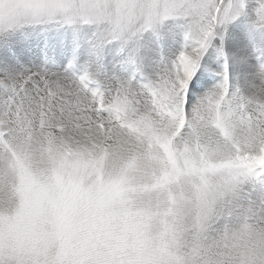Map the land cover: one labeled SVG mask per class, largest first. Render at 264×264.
<instances>
[{"label":"clouds","instance_id":"obj_1","mask_svg":"<svg viewBox=\"0 0 264 264\" xmlns=\"http://www.w3.org/2000/svg\"><path fill=\"white\" fill-rule=\"evenodd\" d=\"M84 2L44 0L48 11L34 16L0 0V23L90 28L100 45L167 21L192 24L164 7L169 0H98L87 19ZM221 95L138 131L114 120L61 135L53 121L13 135L0 150V264H264V179L251 178L245 160L264 161V129L253 136L236 115L222 119L239 101L221 105Z\"/></svg>","mask_w":264,"mask_h":264},{"label":"snow or ice","instance_id":"obj_2","mask_svg":"<svg viewBox=\"0 0 264 264\" xmlns=\"http://www.w3.org/2000/svg\"><path fill=\"white\" fill-rule=\"evenodd\" d=\"M73 7L70 4L68 11ZM93 7L99 9L98 0H85L79 7L82 18L87 19L83 13ZM164 7L176 12L177 18L192 22L185 36L189 47L179 54L173 72L167 78L135 87L129 82L121 88L117 83L114 88L100 91L90 87L96 82L87 72L79 77L56 80L38 73L26 75L19 79V84H0V126L12 123L30 126L38 118L41 130L50 128L55 121V131L63 135L106 131L114 120H119L121 126L131 131H138L149 126L154 119L183 117L197 60L217 27L231 19L242 5L234 0H169ZM21 9L34 16L48 11L43 6H22ZM258 15L264 22V3ZM68 22L74 21L69 18ZM153 22L154 17L149 11L143 28L149 29ZM4 27L0 23V30ZM98 41L97 34L93 33L90 43L99 47ZM260 71L264 73V64ZM227 99V94L222 92L218 103L222 105ZM233 115L255 136L264 129V99L239 100L237 108L222 119H230ZM106 116L110 119H105ZM66 118L68 127L64 126ZM182 129L183 123H180L178 130ZM261 141L264 143V138ZM245 160L250 169L249 176L257 181L264 179V171H251L258 165L264 168V161L255 156H247Z\"/></svg>","mask_w":264,"mask_h":264},{"label":"rangeland","instance_id":"obj_3","mask_svg":"<svg viewBox=\"0 0 264 264\" xmlns=\"http://www.w3.org/2000/svg\"><path fill=\"white\" fill-rule=\"evenodd\" d=\"M243 3L241 5H243L241 7V9H243V13L246 12V7L248 4V0H242ZM252 3H249V6H253L255 9L253 11L254 16H256L255 20L256 22L262 24L264 26V22H261L260 17L258 15V11L259 8L261 6L262 3H264V0H251ZM247 2V3H246ZM44 3V0H19V4L20 6H42ZM249 8V7H248ZM249 10V9H248ZM244 20V19H243ZM243 20H241L240 15L238 18V22H242ZM174 23V24H172ZM179 25H178V24ZM226 23V22H225ZM225 23L219 25L217 27V29L215 30V32L213 33L212 37L210 38L207 47L205 48V50L201 53L198 61H197V65L195 68V74L194 76L196 77V79L198 80L199 83H202L203 87L197 94V96H195L196 98H204L205 96H207L208 91L210 89L215 90L216 92H223L226 91L227 96L229 95V98H233L234 97V92H236L237 90H235V87L233 89V77L237 79V75H233V73L231 72L234 68V72H240L241 67H234V66H228L227 62H229V59L231 57V55H229V51L227 49L228 52H226L225 48L223 49V43L225 41V43H227L226 39L230 38L229 40H233V41H229L228 40V46L226 44V47L229 48V44L234 42V38L232 36L235 35H230V37H227L226 34H228L227 30L225 28H222L223 26H225ZM172 24V25H171ZM182 22H178V21H167L165 23H163L162 25H160L159 27L149 30V31H145L144 33H142L141 35H139L138 37H135L131 40L125 41V42H121V43H112L111 44H104L101 45L99 47H93L92 43H90V41H92L93 39V33L94 30L90 29V28H86V29H81V30H72V29H68L67 28V32L64 31L65 33H62L60 35H57L55 37L50 36L48 39L41 36V34H39L38 32V28L40 27V25L37 26H25V27H12V28H8V29H3L0 31H3L2 34H0L1 38H0V79L2 81H0V84H3L5 86H10L11 84L17 82V84H19V79L21 77H24L26 75H30L33 73H38L37 69L39 68L44 75L47 72H50L51 69H55L57 70V66L53 63L54 62V56L56 54H59V50L65 47V42L70 41L71 38H76V42L78 46V48L80 50L85 49V50H91L93 51V54H96L95 57H93L94 59H98V61L102 60L104 58V52L108 51L109 55H115L118 54L121 57L126 58V63H120L118 65V68L116 69V77L114 76L112 79L116 82L122 85V82H124V80L126 78H130L131 80V84L133 85H146V84H150L152 83L151 81L153 80L152 77V73H150L148 70H150L151 68L148 67V69L144 72H142L140 70V68L137 65V62L128 58L124 55L125 52H121V49H130V55L132 58L135 57V54L138 50L139 47L141 46H149L150 47V53L151 56L157 57L159 59L160 55H166L168 57V60L170 62L169 67L174 66L177 57L179 56V54L183 51H186V49L189 47L188 42L185 40V34L187 32L186 27L184 24H182ZM165 25V27H164ZM169 25V26H167ZM167 26V27H166ZM178 26V27H177ZM185 28H184V27ZM173 27V28H172ZM22 28V29H21ZM26 31H24L23 30ZM36 28V29H33ZM178 28V29H177ZM47 29V28H46ZM45 29V30H46ZM182 29V30H181ZM183 29H185L183 31ZM220 31H219V30ZM8 30V31H7ZM32 30V31H31ZM71 30V31H70ZM162 30V31H160ZM224 30V31H223ZM15 31H18V33L21 35L19 37L16 36L15 38ZM24 31V32H23ZM175 34H174V32ZM181 31L183 33H181ZM232 31H234L232 29ZM263 31L262 33L258 34V38H256L257 40H260L259 43H256L254 41L249 42L246 39L240 40L237 44L238 48L241 49L242 53H247L249 52V55L251 54L252 58L256 59L257 62V69L259 71V74H262L263 80L259 83H264V73H262L260 71V67L262 64H264V30H260ZM13 34H11V33ZM37 32V33H36ZM76 32V33H75ZM227 32V33H226ZM6 33V34H5ZM24 33V34H23ZM26 33V34H25ZM28 33V34H27ZM35 33V34H34ZM74 33V34H72ZM181 33V34H180ZM178 34V35H177ZM183 34V35H182ZM234 34V33H231ZM12 35V36H11ZM24 35V36H23ZM174 35V36H173ZM4 36V37H3ZM26 36V37H25ZM78 36V37H77ZM217 36V37H216ZM260 36V37H259ZM14 37V38H13ZM34 38V39H33ZM44 38L45 40L40 42L39 44L36 45V42L40 39ZM224 38V39H221ZM261 38V39H260ZM13 39H17L14 40ZM32 39V40H31ZM217 39V40H216ZM11 40V41H10ZM47 40V41H46ZM182 40V41H181ZM184 40V41H183ZM214 40V41H213ZM6 41V42H5ZM28 41V42H27ZM9 42V45H8ZM13 42V44H12ZM16 42V43H14ZM217 42V44L215 43ZM22 43V44H21ZM43 43V44H42ZM44 43L47 45H44ZM58 43V44H57ZM177 43V45H176ZM20 44V45H19ZM79 44V45H78ZM175 46H174V45ZM186 44V45H185ZM222 44V46H220ZM6 45V46H5ZM25 45V46H24ZM43 45L45 48H43ZM114 45V46H113ZM174 47H173V46ZM215 45V46H214ZM12 46V47H10ZM15 46V47H14ZM38 46V47H37ZM80 46V47H79ZM110 46V47H109ZM212 46V47H211ZM222 48H220V47ZM26 49L24 50L23 49ZM40 47V48H39ZM9 48V49H8ZM11 48V50H10ZM37 50H36V49ZM47 48V49H46ZM77 48V50H78ZM34 49V50H33ZM42 49H46L43 50L45 52H40L39 51ZM114 49V50H113ZM116 49V50H115ZM231 49V48H229ZM19 50V51H18ZM97 50V51H96ZM114 52H113V51ZM132 50V52H131ZM221 50V51H220ZM244 50V51H243ZM10 51V52H9ZM30 51V52H29ZM33 51V52H32ZM83 51V50H82ZM111 51V52H110ZM216 51V52H215ZM224 51V52H223ZM5 54H4V53ZM9 52V53H8ZM37 52V53H36ZM40 52V53H39ZM116 52V53H115ZM118 52V53H117ZM134 52V53H133ZM255 52V53H254ZM263 52V53H262ZM20 53V54H19ZM27 53V54H26ZM32 53V55L30 56L29 54ZM43 53V54H42ZM70 53V51H69ZM133 53V54H132ZM208 53H213V57H214V62L212 64H208L206 61V58L208 57ZM222 53V54H221ZM227 53V55H226ZM261 53V54H260ZM18 56H17V55ZM103 54V55H102ZM259 54V55H258ZM42 55V56H40ZM43 55H45L46 58L43 57ZM22 56V57H21ZM31 58H30V57ZM101 56V58H100ZM4 57V58H3ZM20 57V58H19ZM37 57V58H36ZM41 57V58H40ZM78 57V54H77ZM19 58V59H18ZM138 58H140L139 54L138 56L136 55V60H139ZM4 61H3V60ZM18 59V60H17ZM129 59V60H128ZM5 60H7L6 63ZM9 60V61H8ZM14 60V61H13ZM23 60V61H22ZM29 60V61H28ZM33 60V61H31ZM48 60L50 62H48ZM34 61H38V63H35ZM46 61V62H45ZM35 63V65L33 63ZM136 63V65H135ZM1 64L3 66H1ZM5 64V65H4ZM132 64V65H131ZM207 64V65H206ZM38 65V66H37ZM51 65V66H50ZM70 65V64H69ZM122 65V66H121ZM124 65V66H123ZM157 66H159V63L157 62L156 64ZM172 65V66H171ZM219 65V66H218ZM34 66V67H32ZM203 66V68H202ZM3 67V68H2ZM38 67V68H37ZM76 67V66H75ZM126 67V68H125ZM202 69H201V68ZM221 67V68H220ZM22 68V69H21ZM36 68V69H35ZM70 68V66H69ZM135 68V69H134ZM139 68V69H138ZM205 68V69H204ZM18 69V70H17ZM21 69V70H20ZM34 69V70H33ZM47 69V70H46ZM71 69V68H70ZM77 69V68H76ZM222 69V70H221ZM239 69V70H238ZM243 69V68H242ZM11 70V71H10ZM28 70V71H27ZM118 70V71H117ZM120 70V71H119ZM121 70L123 72H121ZM127 70V72L125 71ZM140 70V71H139ZM244 70V69H243ZM4 71V72H3ZM6 71V72H5ZM47 71V72H46ZM71 71V70H70ZM76 71V70H75ZM126 73H125V72ZM203 73H202V72ZM208 71V72H207ZM12 72V74H11ZM45 72V73H44ZM72 72V71H71ZM78 72V71H76ZM132 72V73H131ZM197 72V73H196ZM3 73V74H2ZM29 73V74H28ZM73 73V72H72ZM80 73V72H79ZM124 73V75H123ZM143 73V74H141ZM211 73V74H210ZM159 73H156V78L159 79L160 76L158 75ZM204 74V75H203ZM250 74H253V70L250 72ZM224 75V76H223ZM122 76V77H121ZM133 76H136L140 79L143 80V84H139L135 78ZM199 76V77H198ZM217 76V77H216ZM233 76V77H232ZM8 77V79H7ZM19 77V79H18ZM204 77V78H203ZM3 78V79H2ZM123 78V79H122ZM220 78V79H219ZM5 79V80H4ZM116 79V80H115ZM126 79V80H128ZM210 79L212 80H216L217 82H220L222 84L221 90L219 86H215L210 82ZM223 81H222V80ZM8 80V81H7ZM120 80V81H119ZM125 80V81H126ZM103 81V80H102ZM119 81V82H118ZM250 78L248 79L247 84L251 85H255L254 81ZM205 83H209V84H205ZM232 83V84H231ZM253 83V84H252ZM98 85L101 84L103 86L104 91L106 90L105 88H113V85H108V83H106V81H99V83H97ZM107 84V85H106ZM117 85V84H116ZM226 85V86H225ZM112 86V87H111ZM225 87V88H224ZM209 88V89H208ZM233 89V90H232ZM190 91V89L188 90V92ZM234 91V92H233ZM202 94H201V93ZM230 92V93H228ZM239 92V91H238ZM225 93V92H224ZM231 94V96H230ZM205 95V96H204ZM201 96V97H199ZM221 98V97H220ZM187 106V105H186ZM194 108L191 107L190 111L193 110ZM189 112V110L187 111ZM9 127V128H8ZM14 123H12L11 125L8 124L5 127L0 126V150H4L3 147H5V145L7 144L6 140H8L9 137V133L12 131H18V129H14ZM13 128V129H11ZM12 130L9 132V130ZM6 130V131H5ZM20 130V129H19ZM21 131V130H20ZM7 132V133H6ZM19 132V131H18ZM7 137V138H6ZM2 139V140H1ZM5 141V143H4ZM5 144V145H4ZM3 146V147H2Z\"/></svg>","mask_w":264,"mask_h":264},{"label":"bare ground","instance_id":"obj_4","mask_svg":"<svg viewBox=\"0 0 264 264\" xmlns=\"http://www.w3.org/2000/svg\"><path fill=\"white\" fill-rule=\"evenodd\" d=\"M234 2H238L240 4L243 3L242 0H234ZM247 3V2H246ZM249 3H252L251 0H248V4L247 6H244L246 7V12L243 13V9H239V11L231 18L229 19L226 23H225V26L221 27L222 28H225L228 32L227 37H230V35H235V36H232V37H235L234 38V42L230 43L229 44V48L226 47V44L228 43V39H226L227 43H223V49L225 48L226 52L229 51V55H231L230 59H229V62H227L228 66H234V67H241L239 68L240 69V72H234V69L231 71L233 73V75H237V79L234 78L233 76V85H230V86H233V89L235 87V90H237L236 92H234V99L236 100H249V99H253V98H256V99H264V83H261L259 84L262 80H263V77H262V74H259V71L257 69V62H256V59L255 58H252L251 54L249 55V52L247 53H242L241 52V49L238 48L237 44L240 43L239 41L240 40H243V39H246L248 40L249 42H256V43H259L260 40H257L256 38H258V34L262 33L263 31H260V30H264V26L258 22H256L255 18L256 16H254L253 14V11H254V7L253 6H249L250 4ZM243 6V5H242ZM249 7V8H248ZM249 9V10H248ZM239 15H240V18L241 20H243L242 22H238V18H239ZM174 24V23H172ZM171 24V25H172ZM178 24V23H177ZM183 24V23H182ZM182 24H181V27H182ZM175 25V24H174ZM179 25V24H178ZM169 26V25H167ZM166 26V27H167ZM165 27V25H164ZM178 27V26H177ZM184 27V26H183ZM47 28V29H46ZM173 28V27H172ZM185 28V27H184ZM22 29V28H21ZM33 29H36V28H33ZM46 29V30H45ZM178 29V28H177ZM232 29L234 31H232ZM24 30V28H23ZM67 32V28H63V27H55V26H40L38 28V32L39 34H41V36L45 37V38H49L50 36H57V35H60L62 33H65L64 31ZM182 30V29H181ZM185 29H183L184 31ZM219 30V29H218ZM8 31V30H7ZM25 31V30H24ZM23 31V32H24ZM32 31V30H31ZM71 31V30H70ZM162 31V30H160ZM220 31V30H219ZM224 31V30H223ZM26 32V31H25ZM174 32V31H173ZM185 32V31H184ZM226 32V33H227ZM3 31H0V34H2ZM11 33V32H10ZM37 33V32H36ZM76 33V32H75ZM181 33H183L181 31ZM180 33V34H181ZM231 33H234V34H231ZM6 34V33H5ZM12 34V33H11ZM24 34V33H23ZM26 34V33H25ZM28 34V33H27ZM35 34V33H34ZM74 34V33H72ZM175 34V32H174ZM13 35V34H12ZM11 35V36H12ZM178 35V34H177ZM183 35V34H182ZM186 35V34H185ZM21 36L18 31H15V38ZM24 36V35H23ZM174 36V35H173ZM4 37V36H3ZM26 37V36H25ZM78 37V36H77ZM217 37V36H216ZM260 37V36H259ZM1 38V36H0ZM14 38V37H13ZM34 39V38H33ZM50 39V38H49ZM221 39H224V38H221ZM261 39V38H260ZM14 40H17V39H13ZM32 40V39H31ZM45 39L42 38L40 40H38L36 42V45L39 44L40 42L44 41ZM186 40V39H185ZM217 40V39H216ZM11 41V40H10ZM47 41V40H46ZM182 41V40H181ZM184 41V40H183ZM214 41V40H213ZM229 41H233V40H229ZM6 42V41H5ZM28 42V41H27ZM78 41H76V38H71L70 41L68 42H65V47L60 49L59 50V54H56L54 56V64L57 66V70L56 68L55 69H51L50 72H47L44 74V76H46L47 78L49 79H52V80H56L58 78H62V77H77L76 75H74L70 69H69V66L70 68H76L78 69V71H80L82 74H84L85 72L88 73V75L90 76V78H92L93 80H95L96 83H94L93 85L95 86L94 88H98L100 91H104L103 89V86L101 84H97L99 83V81L103 82V81H106V83H108V85H113V88L116 87L117 83L112 79L115 75H116V69L118 68V65L120 63H126V58L124 57H121L120 55L118 54H115V55H109L108 51L111 50L109 49L108 51L104 52V58L100 61H98V59H94L93 57L96 56V54H93L91 50H85L82 48V50H80L78 48L77 43ZM16 43V42H14ZM217 44V42H215ZM13 44V42H12ZM22 44V43H21ZM43 44V43H42ZM58 44V43H57ZM114 44V43H113ZM8 45H9V42H8ZM20 45V44H19ZM44 45H46L44 43ZM43 45V48H45ZM79 45V44H78ZM112 45V44H111ZM174 45V44H173ZM172 45V46H173ZM177 45V43H176ZM186 45V44H185ZM188 45V44H187ZM6 46V45H5ZM25 46V45H24ZM47 46V45H46ZM114 46V45H113ZM175 46V45H174ZM173 46V47H174ZM215 46V45H214ZM222 46V44L220 45ZM219 46V47H220ZM228 46V44H227ZM12 47V46H10ZM15 47V46H14ZM38 47V46H37ZM80 47V46H79ZM110 47V46H109ZM212 47V46H211ZM40 48V47H39ZM78 48V50H77ZM97 48V47H96ZM100 48V47H99ZM208 48V47H207ZM222 48V47H220ZM9 49V48H8ZM24 49V47H23ZM36 49V48H35ZM47 49V48H46ZM46 49H42L40 52H42L43 50H46ZM228 49V51H227ZM11 50V48H10ZM26 50V49H24ZM34 50V49H33ZM37 50V49H36ZM114 50V49H113ZM112 50V51H113ZM116 50V49H115ZM121 52H125V56L128 58L127 55H129V58L131 59L130 61L134 60L137 62V65L135 63L136 66H138L140 68V70L142 72L146 71L149 68H151L150 70H148L150 73H152V77H153V80L151 81L152 83H155V82H158L160 79H163V78H167L169 75L172 74L173 72V69H174V66L172 67H169V60H168V57L166 55H160L159 56V59L157 57H154V56H151V53H150V47L149 46H141L138 48L136 54H135V57L136 58V55L140 56V58H138L139 60H136L134 58L131 57L130 55V49H121ZM19 51V50H18ZM70 51V53H69ZM97 51V50H96ZM221 51V50H220ZM244 51V50H243ZM10 52V51H9ZM8 52V53H9ZM27 52V50H26ZM30 52V51H29ZM33 52V51H32ZM39 52V53H40ZM45 52V51H43ZM111 52V51H110ZM114 52V51H113ZM132 52V50H131ZM216 52V51H215ZM224 52V51H223ZM4 53V52H3ZM37 53V52H36ZM46 53V52H45ZM116 53V52H115ZM118 53V52H117ZM134 53V52H133ZM132 53V54H133ZM255 53V52H254ZM263 53V52H262ZM5 54V53H4ZM20 54V53H19ZM27 54V53H26ZM29 54V53H28ZM43 54V53H42ZM77 54H78V57H77ZM213 54V53H212ZM211 53H208V57L206 58V61L208 64H212L215 60H214V57ZM222 54V53H221ZM261 54V53H260ZM17 55V54H16ZM30 56L32 55L29 54ZM227 55V53H226ZM259 55V54H258ZM18 56V55H17ZM29 56V57H30ZM42 56V55H40ZM22 57V56H21ZM44 58L45 55H43ZM97 57V56H96ZM264 57V56H263ZM1 58V57H0ZM4 58V57H3ZM20 58V57H19ZM18 58V59H19ZM31 58V57H30ZM37 58V57H36ZM41 58V57H40ZM99 58V57H97ZM101 58V56H100ZM17 59V60H18ZM3 60V59H2ZM129 60V59H128ZM4 61V60H3ZM7 60H5L6 62ZM9 61V60H8ZM14 61V60H13ZM23 61V60H22ZM29 61V60H28ZM33 61V60H31ZM198 61V60H197ZM35 63H38V61H34ZM46 62V61H45ZM48 62H50L48 60ZM157 62L159 63V66H157ZM7 63V62H6ZM33 63V62H32ZM35 63H33L35 65ZM128 63V62H127ZM8 64V63H7ZM70 64V65H69ZM5 65V64H4ZM132 65V64H131ZM175 65V64H174ZM197 65V64H196ZM207 65V64H206ZM1 66H3L1 64ZM38 66V65H37ZM51 66V65H50ZM122 66V65H121ZM124 66V65H123ZM219 66V65H218ZM34 67V66H32ZM1 68V67H0ZM3 68V67H2ZM38 68V67H37ZM126 68V67H125ZM138 68V69H139ZM201 68V67H200ZM203 68V66H202ZM201 68V69H202ZM221 68V67H220ZM244 70H243V69ZM22 69V68H21ZM20 69V70H21ZM36 69V68H35ZM119 69V68H118ZM135 69V68H134ZM205 69V68H204ZM238 69V70H239ZM18 70V69H17ZM34 70V69H33ZM47 70V69H46ZM139 70V71H140ZM222 70V69H221ZM253 70V74H250V72ZM11 71V70H10ZM28 71V70H27ZM118 71V70H117ZM120 71V70H119ZM127 72V70H125ZM124 71V72H125ZM196 71V70H195ZM4 72V71H3ZM6 72V71H5ZM37 72L38 74L42 75L43 72L38 68L37 69ZM121 72H123L121 70ZM125 72V73H126ZM202 72V71H201ZM208 72V71H207ZM132 73V72H131ZM156 73H159L158 75L160 76L159 79H157L155 76H156ZM197 73V72H196ZM203 73V72H202ZM3 74V73H2ZM12 74V72H11ZM29 74V73H28ZM143 74V73H141ZM195 74V73H194ZM211 74V73H210ZM124 75V73H123ZM144 75V74H143ZM204 75V74H203ZM224 76V75H223ZM116 77V76H115ZM122 77V76H121ZM197 77V76H196ZM196 77L194 76L193 77V80L191 82V84L189 85V89L190 91L188 92V102H187V106H185V110L186 112L189 110L190 112V109L191 107L195 108L197 106V104L199 103V101L203 98H196L195 94H197L202 88H205L203 87L202 83H199L198 80L196 79ZM199 77V76H198ZM217 77V76H216ZM204 78V77H203ZM252 79L255 83V85H251L250 84H247L245 82L248 81V79ZM3 79V78H2ZM8 79V77H7ZM19 79V77H18ZM123 79V78H122ZM128 79V78H126ZM125 79V80H126ZM220 79V78H219ZM5 80V79H4ZM103 80V81H102ZM116 80V79H115ZM124 82H122V85L123 84H127L129 82H131L130 78L128 80H126ZM222 80V79H221ZM0 81H2L0 79ZM8 81V80H7ZM120 81V80H119ZM118 81V82H119ZM223 81V80H222ZM252 81V82H253ZM132 83V82H131ZM135 84V83H134ZM132 85L133 87H135L136 85ZM205 84H209L208 82L205 83L204 82V85ZM232 84V83H231ZM253 84V83H252ZM107 85V84H106ZM222 86V84L220 85ZM226 86V85H225ZM112 87V86H111ZM225 88V87H224ZM107 89V88H105ZM110 89V88H108ZM209 89V88H208ZM232 89V90H233ZM221 90V88H220ZM239 91V92H238ZM223 92V90H222ZM226 93V91H224ZM201 93V92H200ZM213 93H217L215 90L213 89H210L208 91V94H213ZM230 93V92H228ZM202 94V93H201ZM205 96V95H204ZM231 96V94H230ZM201 97V96H199ZM206 97V96H205ZM229 97V95H228ZM232 97V96H231ZM11 125V124H10ZM5 127V126H4ZM3 128V126H2ZM9 128V127H8ZM14 129H18V131L14 130H9L12 131L9 133V137H8V140H6L7 144H4L5 147H3L4 149H11V145H9L8 141L9 139L13 136V135H25V136H28L30 132H34V131H37V130H40V124H39V119H35L33 120L32 124L30 126H25V125H21V126H17L16 124H14ZM11 128V129H13ZM21 131H20V130ZM6 131V130H5ZM57 132V131H56ZM7 133V132H6ZM85 133H87V131H85ZM57 134H59L57 132ZM7 138V137H6ZM2 140V139H1ZM1 146V145H0ZM13 156H14V153H12Z\"/></svg>","mask_w":264,"mask_h":264}]
</instances>
